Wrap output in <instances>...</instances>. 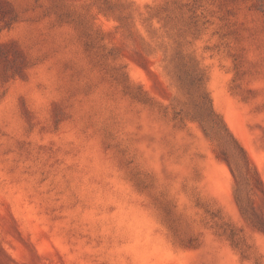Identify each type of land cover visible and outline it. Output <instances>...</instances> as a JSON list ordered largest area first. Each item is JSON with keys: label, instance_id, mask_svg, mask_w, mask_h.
<instances>
[{"label": "rangeland", "instance_id": "1", "mask_svg": "<svg viewBox=\"0 0 264 264\" xmlns=\"http://www.w3.org/2000/svg\"><path fill=\"white\" fill-rule=\"evenodd\" d=\"M0 264H264V0H0Z\"/></svg>", "mask_w": 264, "mask_h": 264}]
</instances>
